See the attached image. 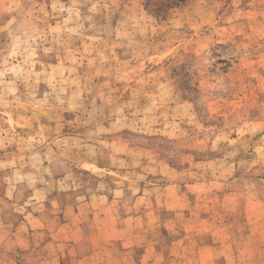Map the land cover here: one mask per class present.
Masks as SVG:
<instances>
[{"label":"rangeland","instance_id":"rangeland-1","mask_svg":"<svg viewBox=\"0 0 264 264\" xmlns=\"http://www.w3.org/2000/svg\"><path fill=\"white\" fill-rule=\"evenodd\" d=\"M0 264H264V0H0Z\"/></svg>","mask_w":264,"mask_h":264}]
</instances>
